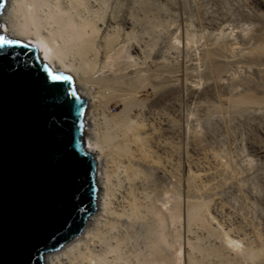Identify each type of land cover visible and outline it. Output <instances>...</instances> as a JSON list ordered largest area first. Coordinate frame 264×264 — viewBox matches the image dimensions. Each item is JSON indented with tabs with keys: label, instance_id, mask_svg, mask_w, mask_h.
<instances>
[{
	"label": "bare ground",
	"instance_id": "obj_1",
	"mask_svg": "<svg viewBox=\"0 0 264 264\" xmlns=\"http://www.w3.org/2000/svg\"><path fill=\"white\" fill-rule=\"evenodd\" d=\"M163 1H3L0 35L35 47L88 102L81 135L94 163V211L43 264H264V231L245 208L258 194L246 154H233L243 134L232 131L264 111V33L258 48L243 35L240 44L208 35L194 49L184 20L174 44ZM240 65L260 78V94L242 89L250 76H230ZM184 102L204 119L203 134ZM168 104L179 106V122Z\"/></svg>",
	"mask_w": 264,
	"mask_h": 264
},
{
	"label": "water",
	"instance_id": "obj_2",
	"mask_svg": "<svg viewBox=\"0 0 264 264\" xmlns=\"http://www.w3.org/2000/svg\"><path fill=\"white\" fill-rule=\"evenodd\" d=\"M0 57V264H43L94 211V163L81 146L86 100L33 46L18 41Z\"/></svg>",
	"mask_w": 264,
	"mask_h": 264
},
{
	"label": "rangeland",
	"instance_id": "obj_3",
	"mask_svg": "<svg viewBox=\"0 0 264 264\" xmlns=\"http://www.w3.org/2000/svg\"><path fill=\"white\" fill-rule=\"evenodd\" d=\"M161 4L162 6L159 4H156V6H158L160 11L166 12V22L168 25L170 24L169 29L173 27L174 32L167 38L169 40L172 37L173 39L171 38L170 41L174 40V42H176H173L174 44H178L177 37L180 35L178 27L182 21L186 20L193 34L192 45L194 49H196L208 35L216 36L218 40L222 39L223 41L230 39L238 44H240V40H242L241 36L243 35L248 41L246 45L252 48H258L260 46L259 35L260 33H264V0H166ZM174 37H176V39ZM179 45L182 47L183 42ZM250 71L251 72L246 73V69L240 65L231 72L230 76L236 78H244L246 75L250 76L252 81L246 87H242V89H244V92L247 91L258 95L260 93L256 85H254V81L259 83L260 78L252 69H250ZM203 89L202 85L199 86V90L203 91ZM172 99H175L177 103H181L183 95L181 93L176 94ZM87 103L88 102H86V105ZM182 106L185 110L184 112L187 114L190 113L191 115L188 114V116H192H189L190 123L197 128V131L199 130L198 132L203 134L204 119L199 116L200 114L195 110L194 104L184 102ZM178 108V105L171 107L169 104L165 107V112L177 122L180 120ZM119 109V104L116 101H112V113L118 112ZM237 126L238 127L234 126L232 131L242 132L244 137L243 150L245 151L236 148V145H234L235 152L233 154L238 157H240L238 152H244V154H246L242 161V165H244L242 168L245 167L249 172V177L246 182H248L247 185L251 186V188L253 187L252 189L258 194L256 200L250 198L246 199L247 206L245 205V208L252 214L258 216H256V218L259 220V226L264 231V111L256 116L246 118ZM249 137L252 142V148L250 149L248 143H246ZM83 143L84 139L82 136L81 146H83ZM189 153L193 154L192 147L189 148ZM244 184L246 183L244 182ZM235 202L239 204V201L236 199Z\"/></svg>",
	"mask_w": 264,
	"mask_h": 264
},
{
	"label": "snow or ice",
	"instance_id": "obj_4",
	"mask_svg": "<svg viewBox=\"0 0 264 264\" xmlns=\"http://www.w3.org/2000/svg\"><path fill=\"white\" fill-rule=\"evenodd\" d=\"M18 44V41L12 38H8L6 36L0 35V50L5 49L6 47H10L12 45ZM7 55V54H6ZM0 59H3V57H0ZM49 77L52 81H60L63 80L65 82H68L70 80V77L67 76H57L54 75L52 73H49ZM71 95L73 96V98L75 97V92L73 91L71 93Z\"/></svg>",
	"mask_w": 264,
	"mask_h": 264
}]
</instances>
